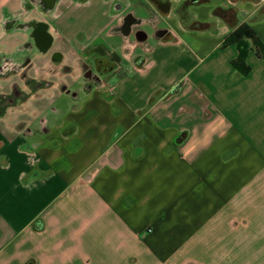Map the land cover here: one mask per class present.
<instances>
[{
    "label": "crops",
    "instance_id": "1",
    "mask_svg": "<svg viewBox=\"0 0 264 264\" xmlns=\"http://www.w3.org/2000/svg\"><path fill=\"white\" fill-rule=\"evenodd\" d=\"M13 18L51 40L0 75V264H264V55L222 47L264 0H0L1 51Z\"/></svg>",
    "mask_w": 264,
    "mask_h": 264
},
{
    "label": "flooded vegetation",
    "instance_id": "2",
    "mask_svg": "<svg viewBox=\"0 0 264 264\" xmlns=\"http://www.w3.org/2000/svg\"><path fill=\"white\" fill-rule=\"evenodd\" d=\"M134 20L130 15H126L123 19V22L120 26H118V30L122 32H127L130 25ZM5 27L11 32H15L18 30H24L25 38L23 41L17 43L12 46V49L9 51H1L0 50V75H5L8 72H19L20 79L30 84L29 78L27 75V70L30 65V53L34 48L44 50L50 40L51 35L48 32L49 25L42 20L30 19L27 21H20L18 19H5L4 20ZM62 60V56L58 51L52 53L51 61L52 62H60ZM99 64V60L96 62V67ZM80 66L82 69V74L85 78L90 79L94 82H99V73L94 70L85 60H80ZM57 71L60 72H69L71 68L66 66H62L58 68L54 66L49 69L50 75H56ZM41 81L37 82L36 87L41 84H45L46 86L51 85V81L41 78ZM88 84V83H87ZM86 82H84V86H87ZM33 87V86H32ZM59 88L63 91L68 90L67 85L64 82L59 83ZM26 93L23 89H21L16 81H13L12 88L10 94L7 96L6 94L0 95L1 103L5 101L13 100V97H25Z\"/></svg>",
    "mask_w": 264,
    "mask_h": 264
},
{
    "label": "trees",
    "instance_id": "3",
    "mask_svg": "<svg viewBox=\"0 0 264 264\" xmlns=\"http://www.w3.org/2000/svg\"><path fill=\"white\" fill-rule=\"evenodd\" d=\"M218 12L223 16V13L229 14V12L233 11L230 9H217L216 13ZM229 44H235L238 48V54L231 63L242 75H246L250 71V66L246 61L250 50L255 49L259 56L264 55V44L259 39L252 26L247 22L240 23L224 38L222 47Z\"/></svg>",
    "mask_w": 264,
    "mask_h": 264
},
{
    "label": "clouds",
    "instance_id": "4",
    "mask_svg": "<svg viewBox=\"0 0 264 264\" xmlns=\"http://www.w3.org/2000/svg\"><path fill=\"white\" fill-rule=\"evenodd\" d=\"M182 155L184 158H187L190 155V151H182Z\"/></svg>",
    "mask_w": 264,
    "mask_h": 264
}]
</instances>
